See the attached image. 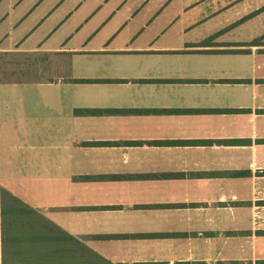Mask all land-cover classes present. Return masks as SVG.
<instances>
[{
  "label": "crops",
  "instance_id": "0c3cea01",
  "mask_svg": "<svg viewBox=\"0 0 264 264\" xmlns=\"http://www.w3.org/2000/svg\"><path fill=\"white\" fill-rule=\"evenodd\" d=\"M68 1L0 0V187L82 264H264V3Z\"/></svg>",
  "mask_w": 264,
  "mask_h": 264
},
{
  "label": "trees",
  "instance_id": "16d2710c",
  "mask_svg": "<svg viewBox=\"0 0 264 264\" xmlns=\"http://www.w3.org/2000/svg\"><path fill=\"white\" fill-rule=\"evenodd\" d=\"M75 245V237L0 187V264H82Z\"/></svg>",
  "mask_w": 264,
  "mask_h": 264
},
{
  "label": "rangeland",
  "instance_id": "374dc122",
  "mask_svg": "<svg viewBox=\"0 0 264 264\" xmlns=\"http://www.w3.org/2000/svg\"><path fill=\"white\" fill-rule=\"evenodd\" d=\"M52 1H57V0H52ZM60 1V0H58ZM83 0H69L68 2H72V4H78ZM239 1H243V2H248L250 4L252 3H257L260 2L261 4L264 3V0H239ZM250 11L248 12V16L252 17L255 14H259V13H263L264 14V4L263 5H258L257 7L255 6H249ZM3 60V58L1 57V61ZM8 64L9 68H7L8 71H14L16 66H17V60L13 59V58H9V60L7 59L6 62H4V65ZM4 67V66H3ZM5 68V67H4ZM6 70V71H7ZM0 170H1V164H0ZM2 171V170H1ZM0 178H2V173L0 172Z\"/></svg>",
  "mask_w": 264,
  "mask_h": 264
}]
</instances>
